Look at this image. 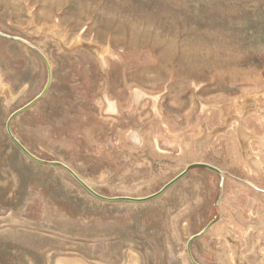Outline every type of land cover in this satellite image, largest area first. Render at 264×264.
Masks as SVG:
<instances>
[{
	"label": "rangeland",
	"instance_id": "rangeland-1",
	"mask_svg": "<svg viewBox=\"0 0 264 264\" xmlns=\"http://www.w3.org/2000/svg\"><path fill=\"white\" fill-rule=\"evenodd\" d=\"M0 31L29 42L0 35V264H195L213 220L195 261L264 264V0H0ZM47 85L11 131L99 194L196 162L225 185L199 166L94 196L8 134Z\"/></svg>",
	"mask_w": 264,
	"mask_h": 264
},
{
	"label": "water",
	"instance_id": "water-1",
	"mask_svg": "<svg viewBox=\"0 0 264 264\" xmlns=\"http://www.w3.org/2000/svg\"><path fill=\"white\" fill-rule=\"evenodd\" d=\"M0 35L1 36H4V37H7V38H11V39H15V40H19V41H22L24 43H27L29 44L28 41H26L25 39L21 38V37H17V36H11V35H8V34H5L4 32L0 31ZM35 48V47H33ZM35 50H37L40 55L43 56V58L46 60V58L44 57V55L37 49L35 48ZM47 61V60H46ZM50 78H51V72H50V69H49V81H50ZM48 85L46 86V88L44 89V91L39 95L37 96L35 99H33L31 102H29L28 104H26L25 106H23L22 108L18 109L17 111H15L8 119L7 121V131H8V134L9 136L13 139V141L20 147V149L25 152L31 159L37 161V162H41V163H45V164H52V165H59V166H62L63 168H65L67 171H69L87 190H89L94 196L100 198V199H103V200H107V201H117V200H125V201H134V202H143V201H147V200H150V199H153L159 195H161L162 193H164L169 187H171L173 184H175L177 181H179L181 178H183L192 168L194 167H197V166H203V167H206V168H209L211 170H214L216 172H219L221 173L222 171L220 169H218L217 167L213 166V165H210V164H207V163H202V162H196V163H191L189 164L181 173H179L177 176H175L173 179H171L170 181H168L160 190H158L157 192L153 193L152 195H149L147 197H140V198H137V197H128V196H120V197H108V196H104V195H101L99 194L98 192H96L95 190H93L87 183H85L69 166L65 165L64 163L62 162H59V161H51V160H45V159H41L37 156H35L31 151H29L22 143L21 141L16 138L14 136V134L12 133L11 131V128H10V123H11V120L12 118L17 115L18 113L24 111L25 109L29 108L30 106H32L38 99L41 98V96L45 93L46 89H47ZM215 220L211 221L205 228H204V231L207 230L214 222ZM200 234V233H199ZM199 234H196V235H193L189 242H188V251H189V255L191 256V259L192 261L195 263V264H200L198 263L197 261H195V259L193 258L192 256V253H191V249H190V244H191V241L197 237Z\"/></svg>",
	"mask_w": 264,
	"mask_h": 264
},
{
	"label": "crops",
	"instance_id": "crops-1",
	"mask_svg": "<svg viewBox=\"0 0 264 264\" xmlns=\"http://www.w3.org/2000/svg\"><path fill=\"white\" fill-rule=\"evenodd\" d=\"M249 130H251V129H249ZM256 132H254V131H248V135H249V140H251V139H253L254 137L255 138H257V135L255 134ZM253 137V138H252ZM261 138V137H260ZM261 145H260V147H259V152H257V151H253L252 150V145L251 144H249V147H250V149H251V151L253 152V154H254V159H260L261 157L263 158V166H264V136L261 138ZM251 152V153H252ZM197 167H199V166H197ZM194 168H196V167H194ZM218 169H220V168H218ZM222 172L221 173H219V172H217L219 175H220V177H221V185H222V187L225 185V178L227 177V174H228V172L227 171H225V170H223V169H220ZM190 172V171H189ZM188 172V173H189ZM262 176H264V167H263V169H262ZM187 173V174H188ZM186 174V175H187ZM232 176H234L235 178H237V179H241L239 176H236V175H232ZM263 179H264V177H263ZM243 181H245L246 183H247V185L250 187V189L253 191V193L254 194H264V184L262 185V183H260V184H257V182L255 181V179H253V178H251V179H245V180H243ZM224 189H225V187H224ZM261 192H263V193H261ZM217 220V219H216ZM215 222V221H214ZM213 222V223H214ZM213 225V224H212ZM211 225V226H212ZM210 226V227H211ZM209 227V228H210ZM208 228V229H209ZM207 229V230H208ZM206 231V230H205ZM204 231V228L202 229V230H200L198 233H196V234H199L197 237H195V238H198V237H200V236H202V234L205 232ZM196 234H194V235H196ZM194 238V239H195Z\"/></svg>",
	"mask_w": 264,
	"mask_h": 264
},
{
	"label": "bare ground",
	"instance_id": "bare-ground-1",
	"mask_svg": "<svg viewBox=\"0 0 264 264\" xmlns=\"http://www.w3.org/2000/svg\"><path fill=\"white\" fill-rule=\"evenodd\" d=\"M134 258V257H133ZM138 258V257H137ZM64 261V260H63ZM81 262V261H80ZM79 262V263H80ZM59 264H62V261L60 260L59 261ZM63 264H67V262H65V263H63ZM69 264H71V262H69ZM73 264H75V263H73ZM130 264H138L137 263V260L136 259H131V261H130Z\"/></svg>",
	"mask_w": 264,
	"mask_h": 264
}]
</instances>
